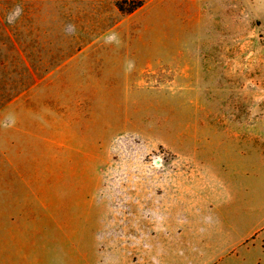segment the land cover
Here are the masks:
<instances>
[{"label": "rangeland", "instance_id": "obj_1", "mask_svg": "<svg viewBox=\"0 0 264 264\" xmlns=\"http://www.w3.org/2000/svg\"><path fill=\"white\" fill-rule=\"evenodd\" d=\"M115 1L0 0V264H262L264 0Z\"/></svg>", "mask_w": 264, "mask_h": 264}, {"label": "clouds", "instance_id": "obj_2", "mask_svg": "<svg viewBox=\"0 0 264 264\" xmlns=\"http://www.w3.org/2000/svg\"><path fill=\"white\" fill-rule=\"evenodd\" d=\"M23 15V5L16 4L14 7L5 15V22L9 25H14L17 20ZM63 32L67 36H74L77 33V26L73 23H66L63 26ZM119 37L117 33H112L109 37V41H118Z\"/></svg>", "mask_w": 264, "mask_h": 264}, {"label": "trees", "instance_id": "obj_3", "mask_svg": "<svg viewBox=\"0 0 264 264\" xmlns=\"http://www.w3.org/2000/svg\"><path fill=\"white\" fill-rule=\"evenodd\" d=\"M148 0H116L115 6L122 14H131L140 9Z\"/></svg>", "mask_w": 264, "mask_h": 264}, {"label": "crops", "instance_id": "obj_4", "mask_svg": "<svg viewBox=\"0 0 264 264\" xmlns=\"http://www.w3.org/2000/svg\"><path fill=\"white\" fill-rule=\"evenodd\" d=\"M165 260H167L166 258H165ZM254 262V263H256V264H258V263H260V259H258V260H254L253 258H251V260L250 259H248L247 261H244V263H246V264H251V262ZM186 263H187V261H186ZM261 263L262 264H264V258L261 260ZM168 264H177V261H176V259H174V260H172V261H168Z\"/></svg>", "mask_w": 264, "mask_h": 264}]
</instances>
